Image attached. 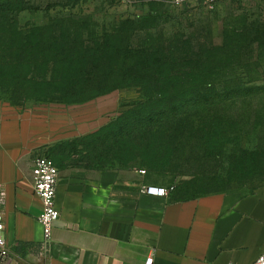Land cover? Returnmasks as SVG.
<instances>
[{"label":"rangeland","instance_id":"374dc122","mask_svg":"<svg viewBox=\"0 0 264 264\" xmlns=\"http://www.w3.org/2000/svg\"><path fill=\"white\" fill-rule=\"evenodd\" d=\"M171 1L0 0V4L18 9L11 17L26 42L21 46L20 40L13 38L8 42L11 50L0 53V112L47 118L52 127L62 128L61 136L72 135L69 116H86L77 107L87 104L67 103L73 94L65 92L60 83L47 82L51 78H81L83 72L70 70L80 65L88 67L87 76H98L94 69L117 64V50L127 47L133 54L148 44L172 48L179 42L182 47L192 46L194 52L228 45L230 68L220 66L214 74H198L208 81V87L180 90V94L204 97L212 92L214 82L218 94L236 97L215 127L192 124V129L167 139L122 133L115 128L128 118L122 114L133 113L145 98L137 89H120L96 99H103V104L92 109L99 129L60 143L44 156L59 170L80 161L86 168L137 173L144 186L181 188L189 194L263 192L264 0L194 3L180 8L173 7ZM105 36L108 39L104 40ZM65 39L78 57H70L72 62H56L53 73V60ZM92 110L82 112L92 119ZM40 257V249H33L29 255L19 254L17 262L43 264Z\"/></svg>","mask_w":264,"mask_h":264},{"label":"crops","instance_id":"0c3cea01","mask_svg":"<svg viewBox=\"0 0 264 264\" xmlns=\"http://www.w3.org/2000/svg\"><path fill=\"white\" fill-rule=\"evenodd\" d=\"M103 99L77 107L61 136L47 118L0 112V187L6 200L3 233L12 251L40 249L43 264H252L264 253V191L253 194H189L167 197L142 192L137 173L86 168L75 162L59 170L56 205L60 220L44 249L42 203L33 188L34 161L51 148L100 128ZM93 109L94 118H87ZM92 124V125H91ZM57 165V164H56ZM160 187L157 185H149Z\"/></svg>","mask_w":264,"mask_h":264},{"label":"trees","instance_id":"16d2710c","mask_svg":"<svg viewBox=\"0 0 264 264\" xmlns=\"http://www.w3.org/2000/svg\"><path fill=\"white\" fill-rule=\"evenodd\" d=\"M17 10L9 3L5 6L0 4V53L11 50L8 48V42L13 38L19 39L21 46L26 43L22 30L11 17V13ZM52 39L59 40V38ZM106 39L108 36H105L104 40ZM65 41L60 54L53 60V73L56 62L68 60L72 62L70 57H78L79 53L76 52L74 55L75 50H71V42H68V39L63 42ZM178 43L172 48L148 44L147 47L133 54L127 47L125 50H117L116 54L120 57L117 64L103 65L99 69L92 67L99 74L98 76H87L85 69L87 70L88 67L80 65L70 70L83 72L81 78L67 76L60 81L51 78L47 82L55 81L63 85V90L74 96L66 102L75 105L89 104L101 96L112 95L120 89H137L145 98L144 102L133 113L129 111L123 113L122 115H127L128 118L120 126L115 127L125 134H149L167 139L170 135L178 137L186 129H192V124H194L192 126L206 124L215 127L217 122L223 119L224 111L232 108L236 97L218 94L214 82L212 92L204 97L180 94V90L208 87V81L197 75L214 74L220 66L230 68L232 51L226 45L221 49H200L194 52L192 46L182 47ZM46 69L49 71V65ZM175 90L178 93L172 95L171 91ZM245 96L247 99L249 94Z\"/></svg>","mask_w":264,"mask_h":264},{"label":"built area","instance_id":"2783aa9c","mask_svg":"<svg viewBox=\"0 0 264 264\" xmlns=\"http://www.w3.org/2000/svg\"><path fill=\"white\" fill-rule=\"evenodd\" d=\"M223 1H242V0H172L173 7H186L194 3L216 5ZM144 174V172H142ZM33 188L36 196L42 203V214L39 218V223L43 233L44 249L49 247L55 224L60 220V212L57 209V189L59 182V168L56 163L45 156H39L34 161L33 169ZM142 192L153 196L167 197L173 192V188L143 187ZM6 200V192L0 187V209L4 206ZM5 231L4 214L0 212V263H5L11 260L12 251L3 233ZM154 259H148L146 264H153ZM252 264H264V253Z\"/></svg>","mask_w":264,"mask_h":264}]
</instances>
